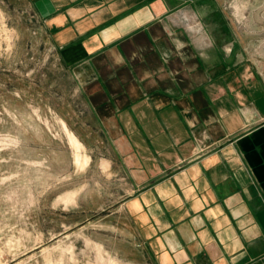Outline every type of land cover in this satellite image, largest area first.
<instances>
[{
    "label": "crops",
    "instance_id": "crops-1",
    "mask_svg": "<svg viewBox=\"0 0 264 264\" xmlns=\"http://www.w3.org/2000/svg\"><path fill=\"white\" fill-rule=\"evenodd\" d=\"M29 1L117 154L129 188L112 227L141 263L264 264V17L224 0Z\"/></svg>",
    "mask_w": 264,
    "mask_h": 264
},
{
    "label": "rangeland",
    "instance_id": "rangeland-1",
    "mask_svg": "<svg viewBox=\"0 0 264 264\" xmlns=\"http://www.w3.org/2000/svg\"><path fill=\"white\" fill-rule=\"evenodd\" d=\"M224 2L264 17V0ZM76 85L32 2L0 0V264H142L112 227L129 184Z\"/></svg>",
    "mask_w": 264,
    "mask_h": 264
}]
</instances>
